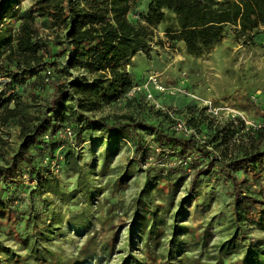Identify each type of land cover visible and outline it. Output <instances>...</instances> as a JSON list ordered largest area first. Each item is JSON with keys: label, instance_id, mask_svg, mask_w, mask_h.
<instances>
[{"label": "trees", "instance_id": "obj_1", "mask_svg": "<svg viewBox=\"0 0 264 264\" xmlns=\"http://www.w3.org/2000/svg\"><path fill=\"white\" fill-rule=\"evenodd\" d=\"M18 1L0 0V129L15 127L19 141L9 154L1 130L0 234L21 245L24 254L0 244V264H109L113 238L98 240L94 228L69 257L47 245L53 235L63 234V225L76 231L93 220L112 226L117 201L106 198L104 215L91 211L93 172L80 164L83 152L77 151L94 132L107 136L109 143L97 176L109 172L117 141L129 145V164L144 175L135 206L143 251L135 264H172L180 234L195 245L207 239V227L198 231L200 226L175 223L172 246L161 252L164 214L187 181L179 207L195 201L202 186L210 194L223 188L228 198V238L214 262L202 264H264V242L249 237L245 228L264 230V124L245 131L238 118L221 124L194 105L182 115V110L155 108L138 91L127 96L137 84L127 67L149 48L150 27L172 20L166 33L194 57L219 44L228 27H235L245 43L264 47L259 30L264 0H34L29 10L13 12L16 22L7 33L5 18ZM37 18L57 35L40 36ZM119 102L128 113L93 117L100 107ZM179 121L193 133L176 130ZM56 165L76 176L73 185L61 187ZM134 173L125 169L116 184H127ZM51 193L67 204V218L53 214ZM230 254L241 255L227 262Z\"/></svg>", "mask_w": 264, "mask_h": 264}, {"label": "rangeland", "instance_id": "obj_2", "mask_svg": "<svg viewBox=\"0 0 264 264\" xmlns=\"http://www.w3.org/2000/svg\"><path fill=\"white\" fill-rule=\"evenodd\" d=\"M33 1L20 0L13 5L5 18L4 30L6 32L13 29L15 25L16 17L12 16L13 12L18 9L29 10ZM41 22L42 18H37L36 28L40 36L54 38L57 33L52 32ZM171 25L172 20H168L158 26L150 27L149 48L133 58L127 67L137 81L134 87L141 89L138 92L145 95V100L155 108L158 106L171 113L182 110V115H185L187 106L194 105L197 109H204L208 117L221 124H224L226 120L238 118L244 122L245 131L264 124V47L243 42L239 34H236L235 27H228L225 31L226 36L219 44L213 46L204 55L194 57L187 54L181 41L173 42L169 38L165 30ZM2 60L3 54L0 55V64ZM83 73V70H79V74ZM151 77L155 79L156 84L164 87L163 91L157 89ZM2 81L4 80L0 76V83ZM1 91L0 89V100L2 99ZM126 113L128 109L119 102L110 106H102L92 115L95 118H109ZM2 131H4L2 136L8 142L5 150L12 154L18 146V131L15 127ZM106 144H109L107 136L94 132L90 140L83 145L82 150L77 151L83 152L80 164L93 172L90 181L95 188V198L88 202L91 204V211L97 210L104 215L108 207L106 198L117 201V206L112 210L114 215L112 226L110 223L102 224L93 220L90 227L76 231L63 225V234L53 235L51 242L47 245L53 250L63 251L64 256L69 257L80 248L88 232L94 228L99 232L98 240L113 238L115 251L109 264H135V258H140L143 251L141 241L137 239L135 206H137L136 200L145 183L144 175L138 172L137 167L130 166L132 149L129 145L123 141H117L115 145L117 151L109 163V172L97 176L103 158L101 155L105 151ZM61 152L62 150H59V156H62ZM128 168L134 170L135 173L127 180V184L117 185L115 179ZM54 173L61 187L66 188L75 182L76 176L62 170L57 165ZM187 183L188 181L179 187L175 195L174 206L164 214L165 234L161 239L165 246L161 252L166 253L172 246L170 244L172 241L170 240L171 225L177 223L179 226L186 225L194 229L200 226L198 231L207 227V239L197 245L184 242V235H178L177 244L173 243L176 247V257L171 259V263L194 264V260H200V264L213 263L212 258L218 253V247L227 240L229 235L228 198L225 197L223 188L217 187L210 194L209 189L202 186L198 190V197L195 201L179 207L180 201L186 197ZM153 196L159 199L158 196ZM47 197L53 200L51 205L53 214L67 218V204L53 196L52 193ZM180 210H182L181 213H179ZM245 228L249 237L260 243L264 242V230L249 224ZM0 244L4 248L13 249L20 255L24 254L21 245L14 243L5 235L0 234ZM240 255L235 258V255L230 254L227 262H233ZM2 259L3 254L0 253V261ZM86 264H104V262L101 260L97 263L92 260Z\"/></svg>", "mask_w": 264, "mask_h": 264}, {"label": "built area", "instance_id": "obj_3", "mask_svg": "<svg viewBox=\"0 0 264 264\" xmlns=\"http://www.w3.org/2000/svg\"><path fill=\"white\" fill-rule=\"evenodd\" d=\"M260 35H261V43L264 45V26H261L260 27ZM243 40V42H244V39H242ZM48 73H50V72H48ZM151 80H153V83L155 84V86L157 87V89L160 91H163L164 90V87L162 86V85H158V84H156V82H155V79L154 78H150ZM141 89L139 88V87H134V88H132V89H130L129 91H128V94H127V96L129 95H132L133 93H135L136 91H140ZM156 108L157 109H160V108H158V106H156ZM180 130V131H184V132H190V131H188L187 129H186V124H185V122L184 121H179L178 123H177V126H176V130ZM190 133H193V131H191ZM65 134H67V135H69L70 134V131H69V129L67 128L66 130H65Z\"/></svg>", "mask_w": 264, "mask_h": 264}]
</instances>
